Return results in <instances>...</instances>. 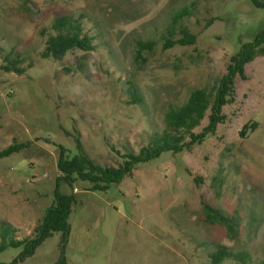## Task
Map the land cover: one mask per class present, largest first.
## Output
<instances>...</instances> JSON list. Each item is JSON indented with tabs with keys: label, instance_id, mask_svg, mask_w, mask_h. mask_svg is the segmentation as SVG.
Here are the masks:
<instances>
[{
	"label": "rangeland",
	"instance_id": "rangeland-1",
	"mask_svg": "<svg viewBox=\"0 0 264 264\" xmlns=\"http://www.w3.org/2000/svg\"><path fill=\"white\" fill-rule=\"evenodd\" d=\"M64 15L80 20L94 49L45 57ZM184 30L194 43L164 48ZM262 32L264 7L251 0H0V150L28 143L0 159V221L20 239L34 235L55 202L61 150L77 155L78 139L96 164L119 167L156 134L176 133L166 113L198 88L211 94L193 130L204 131L232 56ZM234 88L201 142L139 162L105 190L62 181L75 196L67 243L57 231L24 259V246L6 248L0 264H53L62 252L69 264H264V54ZM205 204L237 218V236L209 221ZM223 247L250 256L216 262Z\"/></svg>",
	"mask_w": 264,
	"mask_h": 264
},
{
	"label": "trees",
	"instance_id": "trees-1",
	"mask_svg": "<svg viewBox=\"0 0 264 264\" xmlns=\"http://www.w3.org/2000/svg\"><path fill=\"white\" fill-rule=\"evenodd\" d=\"M257 7H264V1L251 0ZM188 9L177 12L174 21L178 22L185 14H189ZM54 28L57 33L49 36L47 45L43 55L45 57L62 58L68 51L72 49H81L90 51L94 49L92 37L83 32V27L79 19L70 15L60 16L55 19ZM196 40V36L189 31L184 30V36L179 39H168L164 48L173 47L176 44H192ZM141 48H153L154 41H140ZM264 54V32L260 33L252 42L244 44L241 51L232 56V61L228 67V72L222 77L221 82L215 94V100L211 106L209 115V124L204 131L195 133L193 130L200 125L205 118L207 110L210 107V92L205 88L194 89L188 101L178 107L170 108L166 113V121L168 127L175 131H166L164 134H156L152 143L144 147L139 154L130 153L125 156L124 162L119 167L102 166L96 164L93 159L83 151L82 143L78 139L79 153L73 157L69 155L68 150L62 148L61 155L58 160V167L61 172L56 178L55 202L47 209L42 222L36 226L33 236L20 239L15 233L17 228L10 222L3 221L0 225V254L10 246H24L21 259L32 255L35 249L54 232H63L64 245L68 241L70 235L69 217L72 212V205L75 201L73 194H64L60 191V183L66 181L73 186L78 180L90 181L93 190H105L112 183H119L124 176L131 173L135 165L142 161H147L160 156L164 151H180L185 145H190L195 141H202L208 133H213L219 122L225 119L221 114L222 108L227 103L234 100L235 97V78L239 74L244 76L245 65L254 60L259 55ZM249 125L245 124L241 130L244 135L249 129ZM252 127H255L253 125ZM185 133L191 136V142L183 144ZM28 143L13 142L7 147L0 150V159L11 156L20 152L27 147ZM206 216L211 222H219L227 226L231 236H237L239 221L233 216L223 214L222 211L205 204ZM234 256L243 262L250 256L248 252L239 254H231L225 247L220 248L213 254L216 262H221L225 257ZM53 264H69L64 252L61 253L59 259Z\"/></svg>",
	"mask_w": 264,
	"mask_h": 264
}]
</instances>
